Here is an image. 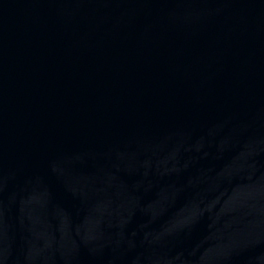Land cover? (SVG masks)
<instances>
[{
	"label": "water",
	"instance_id": "obj_1",
	"mask_svg": "<svg viewBox=\"0 0 264 264\" xmlns=\"http://www.w3.org/2000/svg\"><path fill=\"white\" fill-rule=\"evenodd\" d=\"M0 264H264V0H0Z\"/></svg>",
	"mask_w": 264,
	"mask_h": 264
}]
</instances>
